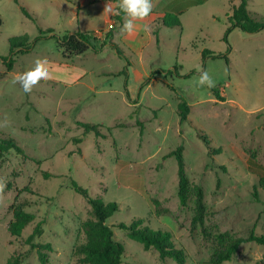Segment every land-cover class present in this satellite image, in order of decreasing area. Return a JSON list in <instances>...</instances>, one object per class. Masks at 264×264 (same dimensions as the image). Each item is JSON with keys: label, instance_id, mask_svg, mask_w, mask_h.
Wrapping results in <instances>:
<instances>
[{"label": "rangeland", "instance_id": "1", "mask_svg": "<svg viewBox=\"0 0 264 264\" xmlns=\"http://www.w3.org/2000/svg\"><path fill=\"white\" fill-rule=\"evenodd\" d=\"M187 1L153 0L152 14L137 21L128 35L121 33L124 20L115 23V14L104 12L109 1L0 0V137H12L26 154L12 150L0 160L5 183L0 193V264L16 254L23 256L21 264H40L27 238L43 221V235L34 242L52 244L48 264H80L75 249L86 242L87 224L94 216L71 181L93 198L118 204L109 226L140 218L152 230L170 231L186 253V264H210L218 234L264 235V190L259 186L264 177V31L234 29L226 42L233 8L241 0H204L188 8ZM248 10L253 17H264V0H249ZM166 13H183L182 26H162ZM49 29L60 36L94 32L101 41L112 31V41L125 56L109 44L100 49L94 43L97 50L69 59L55 39L43 38L15 57L9 71L1 57L10 54L11 40L27 36L33 44L41 30ZM205 50L228 56L229 64L213 58L204 62ZM37 58L47 59L51 79L26 94L13 80ZM128 61L131 100L122 75ZM202 69L214 87L198 85ZM216 89L225 101L216 100ZM181 99L191 110L184 123L178 116ZM78 122L104 126L107 138L85 135ZM181 145L186 173L205 193L204 228L192 227L193 201L180 204L178 162L168 156ZM211 148L222 152L211 155ZM16 201L35 216L20 238L9 232ZM113 230L125 246L124 264H178L162 261L155 249L146 251L126 231ZM223 264H264V247L244 244Z\"/></svg>", "mask_w": 264, "mask_h": 264}, {"label": "trees", "instance_id": "2", "mask_svg": "<svg viewBox=\"0 0 264 264\" xmlns=\"http://www.w3.org/2000/svg\"><path fill=\"white\" fill-rule=\"evenodd\" d=\"M116 3L117 0H105ZM204 0H188L186 7H192L202 3ZM249 0H241L239 6L233 8L232 16L230 18V27L227 29L224 40L228 42V36L234 29H240L244 33L256 34L264 31V17H253L248 10ZM24 13L31 17L29 12L22 8ZM152 14V12H151ZM183 13H166L160 19L162 26L168 28L181 27V16ZM113 20L115 23H122L124 20V14L114 15ZM3 22L0 18V28ZM113 32L110 31L104 40L94 35V32H72L63 36L57 35L53 30H41V36L37 38L33 44H30L27 36L15 38L11 40V52L7 57H1L6 64L9 71L13 69L15 63V57L20 54H26L32 50L37 41L43 38L55 39L61 49L64 50L65 58H72L81 56L91 49L97 50L94 43H100V49H103L108 44L117 51L121 56H125L123 51L115 44L113 40ZM18 50L17 52H15ZM231 51L229 45L228 53ZM225 59L229 64L228 56L222 54H214L209 50L203 52V61L206 59ZM130 62H127V66L122 71V75L125 76V91L129 100H131L128 90V67ZM195 72H191L186 77H190ZM217 101H225L220 95L219 91L213 90ZM191 110L187 101L181 99L178 104V116L181 123L189 120ZM83 127L84 134L88 135L94 133L97 138H107V135L101 131L104 126L100 124H93L89 122H78ZM141 127V133L143 132V123L139 122ZM205 144L209 145V140L206 136L202 137ZM75 142H82L81 139H76ZM15 150L20 155L26 156L23 148L12 137H0V160L9 153ZM184 147L181 145L175 151L169 154L168 157H175L178 162V178H179V199L180 204L186 207L192 200L194 203V215L192 218L193 228H204L205 220L208 214V209L205 203V193L202 187L196 186L191 183L187 173L186 164L183 156ZM222 152L221 148L210 149L211 155H217ZM45 178L49 177L48 173L44 174ZM259 186L264 190V177L259 181ZM11 189V185L8 186ZM71 188L79 195H81L87 203L92 207V213L94 220L88 222L86 230V242L80 244L75 249V255L78 257V263L80 264H124L123 257L125 254V246L115 239V232L113 228L124 230L128 233V236L135 241L142 243L146 251L155 249L159 253V257L162 261L167 259H173L178 264H186V253L183 249L178 248L174 242L173 234L170 231L152 230L151 228L144 226L143 219L136 218L130 225L120 223L114 227L107 224V220L119 211L117 203H104L99 198H93L89 191L84 187L78 185L74 181H71ZM258 187L255 188V199L258 198ZM13 212V220L9 225V232L11 236L20 238L24 230L34 222L35 216L25 210V205L21 202H15L11 206ZM44 221L36 225L33 233L27 238V244L32 249L37 251L40 264H48V254L52 252L53 246L51 243L36 244L35 238L43 235ZM204 233L207 235L206 230ZM217 248L214 251L210 264H223L224 262L231 261L238 253L239 248L248 243H255L264 247V235H258L255 232H251L245 237H234L229 233H221L216 236ZM23 256L20 254L14 255L7 264H21Z\"/></svg>", "mask_w": 264, "mask_h": 264}, {"label": "clouds", "instance_id": "3", "mask_svg": "<svg viewBox=\"0 0 264 264\" xmlns=\"http://www.w3.org/2000/svg\"><path fill=\"white\" fill-rule=\"evenodd\" d=\"M154 7L153 0H118L117 3H106L104 12L114 13L116 15L124 14V22L121 27V33L132 35L136 28L137 21H144L150 16ZM145 30H149L148 25H144ZM47 59L37 58L34 66L15 76L13 83L19 84L24 93H31L33 88L40 84L41 81L51 79L49 68L47 67ZM198 85L200 87L207 86L212 88L215 82L209 75L207 70H201L198 76ZM3 126H7V118ZM5 183L0 180V193L3 192Z\"/></svg>", "mask_w": 264, "mask_h": 264}]
</instances>
